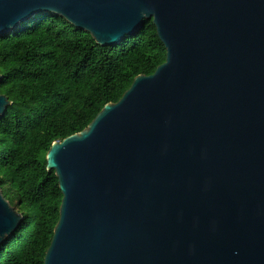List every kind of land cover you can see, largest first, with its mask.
Instances as JSON below:
<instances>
[{
    "label": "water",
    "instance_id": "water-1",
    "mask_svg": "<svg viewBox=\"0 0 264 264\" xmlns=\"http://www.w3.org/2000/svg\"><path fill=\"white\" fill-rule=\"evenodd\" d=\"M43 13L100 46L151 20L166 50L51 144L43 264H264V0H0V37ZM21 220L0 190V246Z\"/></svg>",
    "mask_w": 264,
    "mask_h": 264
},
{
    "label": "trees",
    "instance_id": "trees-1",
    "mask_svg": "<svg viewBox=\"0 0 264 264\" xmlns=\"http://www.w3.org/2000/svg\"><path fill=\"white\" fill-rule=\"evenodd\" d=\"M165 54L151 20L115 46L50 13L0 37V95L10 102L0 116V190L22 215L0 246V264H43L62 198L46 170L51 144L86 128Z\"/></svg>",
    "mask_w": 264,
    "mask_h": 264
}]
</instances>
